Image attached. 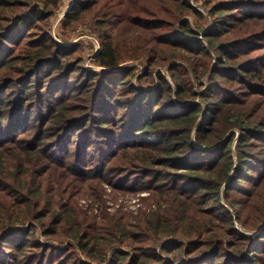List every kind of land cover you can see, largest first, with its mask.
<instances>
[{
    "label": "trees",
    "instance_id": "trees-1",
    "mask_svg": "<svg viewBox=\"0 0 264 264\" xmlns=\"http://www.w3.org/2000/svg\"><path fill=\"white\" fill-rule=\"evenodd\" d=\"M61 3L0 0V264H264V0L220 1L206 7L219 15L209 23L192 0H75L62 25L91 15L96 64L143 56V75L88 71L83 44L53 36ZM166 65L171 82L156 71ZM103 184L154 191L158 210L144 221L155 237L85 215L78 198ZM166 195L198 208L191 240L189 208ZM169 225L171 242L137 244ZM62 227L65 247L38 239V228L57 239Z\"/></svg>",
    "mask_w": 264,
    "mask_h": 264
},
{
    "label": "rangeland",
    "instance_id": "rangeland-1",
    "mask_svg": "<svg viewBox=\"0 0 264 264\" xmlns=\"http://www.w3.org/2000/svg\"><path fill=\"white\" fill-rule=\"evenodd\" d=\"M205 0H192V3L198 8V10L203 13L205 16L204 18L209 22H212V20H218V16L216 15L213 19L210 18L208 12L206 11L207 8H212L215 4L218 2L226 1V0H209L207 5L204 2ZM62 6L56 11L54 14V21L52 22V33L54 38L59 40L60 43H63L64 45H71V44H83L82 50H85L84 56V67L88 71L92 72H108V71H118L126 68H137L136 73H139L140 75H143L148 67L147 59H145L143 56L139 57L138 59H134L132 61H127L120 65L119 67L115 68L114 70L111 69H105L96 64L95 57L97 54L96 51L98 50L101 52L102 44L101 41L98 39V34L96 30L91 26V15H86L85 19L82 22L77 23L74 27H66L64 28L62 25V21L65 17L64 12L68 10V8H72V6L75 5V0H62L61 3ZM69 9V10H70ZM69 12V11H68ZM67 12V13H68ZM66 13V14H67ZM64 15L63 17H61ZM61 17V18H60ZM185 19H188L189 22L192 25L198 24V22H195L193 17H186ZM64 23V22H63ZM201 28L205 27L204 23H199ZM242 29L241 27H237L234 29L235 31H238ZM259 28H256L258 30ZM201 37L203 38V35L205 32H200ZM65 37V41H62V37ZM61 38V39H60ZM230 38H233V36H230ZM183 55V53H182ZM185 55V54H184ZM183 55V56H184ZM187 58V57H186ZM195 58V59H194ZM198 55H193L191 59H194V61L198 60ZM179 63H182L183 65H186L183 60L178 61ZM156 71H161L163 76L167 78L170 82L172 81L170 73L168 71V65L164 67H158ZM149 82V80H148ZM157 86V84L155 85ZM146 89H151L152 85H146L142 86ZM237 136L234 142V145L237 142V139L239 137V132L236 131ZM13 173V171H12ZM6 174H9L8 172ZM11 175V174H10ZM11 177L15 179L12 175ZM47 177H50V175H47ZM32 181V178L30 174L27 176V184ZM100 196L95 195L94 197L86 196L81 199L78 198L79 206L82 209V211L85 213V215L89 217H94V219L98 218V221H100L102 224H107V226H110V222L115 221V224H117V221L120 223L118 225L121 226V230L123 232L130 231L134 235L137 234V240H148L149 236L155 237L150 231V229L153 230V227L151 225H147L144 221L145 219H148L151 217L154 211L158 210V201L156 199V195L154 197V191H149L147 188L142 191H133V190H124V189H117L113 186L103 184L101 187V192L98 193ZM255 195V192H254ZM167 199L170 200V202L177 207H179V212H181L184 208H189L187 212L183 214V217L186 218V220L183 221L184 226L186 227L184 230L183 235H188L190 240L191 238H194V235L192 231L198 227L199 224V218L200 213L197 211V207L193 205V202L191 199L186 200L183 204L185 206H182L183 204L180 201L175 202L174 198L166 195ZM46 197V196H45ZM6 200H10V198H5ZM166 199V198H165ZM164 199V200H165ZM47 198H43V202H46ZM259 200L258 195H256L255 199L252 201V205L256 204ZM156 201V202H155ZM222 204L227 206L226 200L223 197L222 198ZM55 205V201L53 202ZM163 208H161V211L169 210V204L167 201H163ZM212 203L206 204V208H211L210 205ZM167 206V207H166ZM166 207V208H165ZM232 211V209H230ZM191 216V217H190ZM206 216V215H205ZM12 220L8 221L7 225L11 226L13 223H11ZM104 222V223H103ZM177 222V224L180 226L179 221H176L174 219V224ZM142 224V225H139ZM16 229L24 228L23 226L18 225L15 227ZM150 228V229H149ZM145 229H148L149 232H145L143 235L141 234L142 231ZM170 232L164 233L162 237H159L157 241L150 242L146 241L145 243H137L138 245L145 247V246H153L156 245L159 246L160 244H166L170 240H172L171 231L173 227L169 225ZM191 230V231H190ZM262 230V229H261ZM259 232V231H258ZM38 239L40 238V241L46 243V244H53L58 245L59 242H63L65 245L69 242V234L66 233V230L62 227L58 230V236L55 237L57 239H54L53 237L48 238L42 234V231L40 228L37 230ZM7 231L0 230V242L2 243L7 239L6 237ZM161 236V235H160ZM3 238V241H1ZM193 240V239H192ZM188 241V240H187ZM127 244L134 245V236L130 237L129 239H126ZM171 242V241H170ZM136 247V245H134ZM130 246H124V250L134 253L135 249ZM188 247V246H187ZM197 253H194L193 255H188V257L193 258L196 256Z\"/></svg>",
    "mask_w": 264,
    "mask_h": 264
},
{
    "label": "built area",
    "instance_id": "built-area-1",
    "mask_svg": "<svg viewBox=\"0 0 264 264\" xmlns=\"http://www.w3.org/2000/svg\"><path fill=\"white\" fill-rule=\"evenodd\" d=\"M69 9H70V8H68V10H66V11L64 12V15H65V16H66V13L69 11ZM64 15H62L61 17H63ZM61 17H60V18H61ZM96 53H99V51L97 50Z\"/></svg>",
    "mask_w": 264,
    "mask_h": 264
}]
</instances>
